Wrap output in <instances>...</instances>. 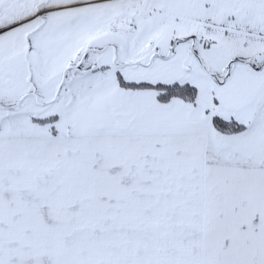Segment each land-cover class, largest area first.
Listing matches in <instances>:
<instances>
[{"label":"snow or ice","instance_id":"1","mask_svg":"<svg viewBox=\"0 0 264 264\" xmlns=\"http://www.w3.org/2000/svg\"><path fill=\"white\" fill-rule=\"evenodd\" d=\"M0 264H264V0H0Z\"/></svg>","mask_w":264,"mask_h":264}]
</instances>
